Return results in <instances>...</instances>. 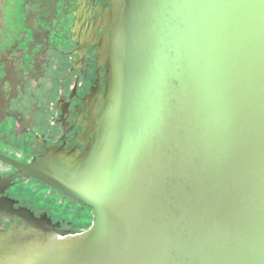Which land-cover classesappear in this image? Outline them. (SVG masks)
Listing matches in <instances>:
<instances>
[{"label":"water","instance_id":"obj_1","mask_svg":"<svg viewBox=\"0 0 264 264\" xmlns=\"http://www.w3.org/2000/svg\"><path fill=\"white\" fill-rule=\"evenodd\" d=\"M98 14L107 86L81 146L0 153L17 169L0 193L35 177L85 205L33 192L68 234L9 205L20 223H0V264H264V0H107Z\"/></svg>","mask_w":264,"mask_h":264},{"label":"flooded vegetation","instance_id":"obj_2","mask_svg":"<svg viewBox=\"0 0 264 264\" xmlns=\"http://www.w3.org/2000/svg\"><path fill=\"white\" fill-rule=\"evenodd\" d=\"M64 1L62 12L56 15V26L52 24L45 27L43 23H39L41 19L37 16L38 27L44 29L43 35L39 34L38 29L30 27L27 30L30 32L29 36L26 38L23 39V34L15 37L17 39L9 38L8 51L2 47L4 40L0 43V48L4 50L0 55V95L5 91L3 86L12 71L18 73V82H23V78L25 81V77L35 73L37 75L35 67L38 66L36 64L39 60H42L40 65L44 69L48 68L52 59L55 60V63H52L54 69L51 70V82L49 81L50 98L55 99L50 101L49 105L38 106L26 117L22 112L11 108V103L2 101L4 98L0 96V153L21 163L39 160L49 146L75 148L80 145L82 132L86 130L85 124L92 122L93 114L97 115L96 111L100 106L97 96L106 93V70L95 55L98 44L94 41L95 32L100 35L103 30L94 28L93 23L101 17L99 10L106 5L107 0ZM79 1L83 4L81 11ZM107 6L109 7V4ZM68 7V13H64ZM77 14L84 18L80 26L77 23ZM52 17L48 15L44 20ZM37 47L38 50L35 51ZM42 76L45 77L46 72H43ZM12 94L9 95L8 102L13 100ZM3 106L5 108H2ZM16 171L14 166L0 159V179L7 178ZM2 189L0 197L5 203L0 206V223H5V229L14 223H20L19 218L10 217L12 211L9 205L12 204L15 209L31 210L37 217L48 216L53 223H58L60 232L68 234L65 233L68 229H62L64 215L63 218L56 217L58 214L53 212L54 210L53 213L48 210V202H38L39 200L32 196L33 192L41 189L54 193L55 203H62L65 200L63 197H70L76 200L77 205H85L35 177L16 178L10 186ZM55 203L52 204L58 211Z\"/></svg>","mask_w":264,"mask_h":264},{"label":"rangeland","instance_id":"obj_3","mask_svg":"<svg viewBox=\"0 0 264 264\" xmlns=\"http://www.w3.org/2000/svg\"><path fill=\"white\" fill-rule=\"evenodd\" d=\"M64 5V0H0V43L6 40L5 42L3 41L2 47L8 51L9 38L17 39L15 37H19L20 34H23V39L29 36L28 34L30 32L28 33L27 30H29L30 27H32L30 29H38L39 34L43 35L44 29L41 30L38 27L37 16L41 19L39 23H43L45 27H50V25L58 21L56 15L62 12L61 8ZM70 7L63 12L68 13ZM48 15L53 16L52 19L49 18L44 20V17ZM70 19L71 18L68 19V27H70ZM15 34H17V36H15ZM2 47L0 48V55L1 52L4 51ZM37 50L38 47L35 48V51ZM40 62H42V60H39L38 64H36L38 66L35 67L37 75L35 73L29 75V77L23 76L25 77V81L24 78L22 79L23 82H18L17 72L15 73L12 71V73H9L8 80H6L7 82L5 85L3 84V90L5 91L0 95L1 98H4L2 101H6L9 104L11 103V108L22 112L26 117L31 115L38 106L42 104L49 105V103H51L50 101L55 99L54 97L53 99L50 98L51 84H49L50 78L52 77L51 70L54 69L52 63H55V60H51L52 63L47 69H44L43 66L41 67ZM8 72L10 71L8 70ZM43 72H46L45 77L42 76ZM9 93H13L11 95V97L13 96L11 102H8ZM2 108L5 107L3 106Z\"/></svg>","mask_w":264,"mask_h":264}]
</instances>
